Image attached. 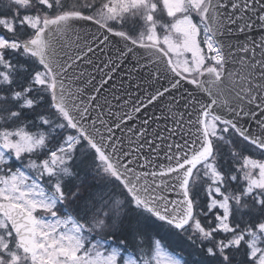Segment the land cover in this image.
I'll return each instance as SVG.
<instances>
[{
    "label": "snow or ice",
    "instance_id": "1",
    "mask_svg": "<svg viewBox=\"0 0 264 264\" xmlns=\"http://www.w3.org/2000/svg\"><path fill=\"white\" fill-rule=\"evenodd\" d=\"M262 170L264 0H0V264H264Z\"/></svg>",
    "mask_w": 264,
    "mask_h": 264
},
{
    "label": "trees",
    "instance_id": "2",
    "mask_svg": "<svg viewBox=\"0 0 264 264\" xmlns=\"http://www.w3.org/2000/svg\"><path fill=\"white\" fill-rule=\"evenodd\" d=\"M157 226L160 229L161 235L170 232L173 233L172 247L178 252H183L186 261H190L192 262V264H195L196 261L201 259V256L195 251V249L192 248V246L189 245L186 241H184L178 233H175L173 229L160 222H157Z\"/></svg>",
    "mask_w": 264,
    "mask_h": 264
},
{
    "label": "rangeland",
    "instance_id": "3",
    "mask_svg": "<svg viewBox=\"0 0 264 264\" xmlns=\"http://www.w3.org/2000/svg\"><path fill=\"white\" fill-rule=\"evenodd\" d=\"M177 3H178V0H165V4L169 7L170 11L175 10ZM184 30L186 31L187 29L185 28ZM249 163L251 164L252 162H249ZM253 166L255 165L253 164ZM261 179L264 180V170H262Z\"/></svg>",
    "mask_w": 264,
    "mask_h": 264
}]
</instances>
